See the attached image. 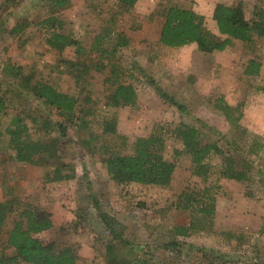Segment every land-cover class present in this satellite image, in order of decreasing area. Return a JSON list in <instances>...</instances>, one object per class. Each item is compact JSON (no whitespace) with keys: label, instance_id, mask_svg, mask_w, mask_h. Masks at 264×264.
<instances>
[{"label":"rangeland","instance_id":"1","mask_svg":"<svg viewBox=\"0 0 264 264\" xmlns=\"http://www.w3.org/2000/svg\"><path fill=\"white\" fill-rule=\"evenodd\" d=\"M226 1L243 2L246 15H257L260 25H264V0ZM42 2L57 10L52 0H0V97L7 107L0 124L4 140L0 188L5 200L18 201L14 203L17 209L28 204L40 208L37 203L41 199L49 202L47 186L35 185L29 191L33 202L26 199L24 192H13L19 188L10 178L7 160L16 157L11 140L20 132L23 138L45 147L35 155L38 161L56 163L59 168L76 164L80 169L78 184L54 188L62 192L60 203L70 217L58 223L51 212L54 225L40 234L57 249L71 248L77 255V264H111L113 259L264 264L263 224L257 230L261 236L257 235L255 241L245 234L236 245L231 244L233 235L214 230L218 212L226 217L241 212L264 215V134L252 135L246 129L242 132L240 125L245 115L250 122L264 123V84L245 73L252 57L264 61V38L234 41L222 51L211 52L201 51L196 43L181 47L162 45L158 34L167 9L172 4L189 7L198 0H138L132 13H119L118 0H65L61 4L64 6H59L65 8L59 14L61 26L37 22L43 13ZM68 5L71 6L67 8ZM16 24L21 34L10 37V29ZM206 25L218 39L224 38L210 16ZM107 28L111 35L100 40L101 48L115 50L121 34L131 42L101 57L91 47ZM45 29L66 32L70 39L81 42L87 50L79 56L81 60L92 59L95 64L101 58L107 64L106 69H91L78 81L66 74L70 78L66 83L68 93L77 96L79 105L75 110L76 126L69 136L58 141L48 140L49 135L43 130L46 119H61L57 112L35 96L26 77H2L4 64L8 67L12 63L9 51L30 52L31 42L25 44L30 37L42 40L39 51L45 52ZM64 55L67 61L78 58L73 45ZM54 58L50 54V62ZM114 72L120 83L136 89L135 105L115 103L112 95L117 84L111 83ZM176 90L182 92L176 95ZM180 123L197 127L203 143L220 148V153L213 151L205 159L207 173L193 165L192 154L176 137L175 128ZM153 133L167 139L166 155L176 162L171 184L118 183L112 179L105 159L133 153L136 139ZM227 157L233 159L237 169L247 172L244 184H235L223 175ZM106 178L107 187L103 183ZM102 212L111 219V236L100 216ZM13 219L14 216L9 218L0 229V248L6 257L14 252L7 245ZM217 245L219 253L214 250Z\"/></svg>","mask_w":264,"mask_h":264},{"label":"trees","instance_id":"2","mask_svg":"<svg viewBox=\"0 0 264 264\" xmlns=\"http://www.w3.org/2000/svg\"><path fill=\"white\" fill-rule=\"evenodd\" d=\"M55 6L61 5L65 0H52ZM138 0H118L117 6L119 13H132ZM213 19L216 21L218 30L224 38L221 40L207 28L206 18L203 14L181 6H170L167 9L165 19L160 30V42L171 47L184 46L196 43L203 52L213 50L222 51L231 46L235 40L245 42L253 41L257 36L264 37V25H260L257 15L248 17L243 2L235 5L217 3L214 9ZM45 23L54 26L62 25V22L55 17H49ZM22 29V27H20ZM110 28L103 30L93 42L91 49L103 55L113 54L119 51V48L126 46L129 42L123 34L118 37L115 50L109 52L99 46L101 39L110 34ZM50 43L73 45L78 58L68 60V71L78 81L84 74L95 70H104L107 64L101 61V58L94 64L92 59L81 60L79 56L86 52L85 46L78 40L70 39L68 36L60 34L56 29L52 32ZM260 64L252 60L246 70V74L257 75ZM112 84H117L112 95L115 103L121 106H133L138 99L136 89L129 84L119 82L118 75L114 72L111 78ZM33 92L42 102L57 112L61 117L59 121L46 119L43 122V130L49 135L47 138L51 141H58L61 138L69 136L71 128L76 126L75 110L78 98L69 93L58 91L53 85L39 82L34 85ZM7 110L6 102L0 97V124L1 118ZM1 127V126H0ZM176 137L182 140L184 147L192 154L193 165L199 167L204 173H207L205 159L211 152L220 153L221 150L216 144L203 143L199 137L197 127L180 123L175 128ZM3 132L0 128V153L3 150ZM17 137L11 140L16 149L18 160H29L45 149L40 143L23 138L20 132ZM167 139L158 133L149 136H139L135 142V150L130 154H120L109 156L105 159L108 173L118 183L137 182L142 184H157L168 186L171 184L176 162L166 155ZM54 154V153H52ZM226 165L223 175L229 179L238 181L247 179V172L243 169H237L232 158H225ZM248 166V165H247ZM249 167V166H248ZM251 167V165H250ZM11 200L0 201V229L4 228L9 218L14 216L12 228L7 233V245L14 248L11 256H5L0 248V264L11 262H28L30 264H77V255L71 248L57 249L53 242H49L40 237V234L49 230L54 225L53 214L45 209L34 205H26L17 209ZM106 226H108V235L114 232L109 216L102 212L100 214ZM109 253V251H108ZM223 264L221 260L210 262L208 264ZM111 264H180L178 262H153L144 259H136L132 262H116Z\"/></svg>","mask_w":264,"mask_h":264},{"label":"crops","instance_id":"3","mask_svg":"<svg viewBox=\"0 0 264 264\" xmlns=\"http://www.w3.org/2000/svg\"><path fill=\"white\" fill-rule=\"evenodd\" d=\"M198 1L199 3L189 6V7H185V8H189V9L195 10L203 14L206 19L209 16L213 18L214 9L217 3H225L228 5H235L239 3L237 1L236 3L235 2L230 3L226 0H198ZM40 5H41V8L43 9V13L41 14L40 18L38 16L37 22L41 21L40 24L45 25L47 24L45 23V21L51 16L55 17L57 20L62 22L61 18L59 17V14L61 11L65 10V8L56 7L55 9L57 10L55 11L54 9L50 8L47 4H44V2H42ZM70 6L68 5L67 8H69ZM171 6H176V4H172ZM178 6H181V5H178ZM2 24L0 23V27ZM217 29H218V26H217ZM45 30L44 31L46 33L44 31L42 32V36H43L42 38L44 39V45L46 47L45 52H50V53H45L42 50L39 51V45H42L43 41L38 40L35 36L32 35L33 37L32 38L30 37L25 42V44L28 42H31L30 44L31 53L27 52L26 54H24L22 51H17L16 53L9 51L8 56L10 57L12 63L9 64L8 67L6 66V64H4L6 68L2 70V77L3 79H6L7 76L15 77V76L20 75V76H24L27 78L26 82L27 84L30 83V85H33L31 86L32 88L34 87L35 84L42 82V83L53 85L58 91L68 93L66 83H69L68 79L70 78L66 74H68L69 76H72L73 79L77 81L76 78L68 71L67 57H65L64 55L68 46L70 45L68 44L60 45V42H57V44L52 45L49 41L51 39L52 32H50L48 29H45ZM58 32L64 36L69 37V35L66 32H63V31H58ZM18 34H21V33H19V26L18 24H16L15 26L11 27L9 36L10 37L15 36L16 38H18L17 36ZM159 39H160V32L158 34V40ZM129 41L131 42V40ZM235 41H240V40H235ZM242 42H245V41H242ZM194 43H191V44H194ZM129 44L130 43L128 42L126 46H128ZM50 54L55 55L53 63L50 62L49 60ZM252 60L260 64L259 73L257 75L255 74L254 75L247 74V75L251 78H256L252 80H257L258 82L260 81L261 83L264 84V61H260L259 58L252 57L249 63ZM249 63L246 65L245 73H246ZM175 92L177 95V93L182 92V91L176 90ZM187 93L189 95L190 90H188ZM78 105H79V101L77 102V106ZM248 106L249 104L247 103V107ZM246 117L247 116L245 115L241 117V120H240L242 132L243 131L245 132V129H246V131L250 132V134L252 135L253 134L263 135L264 134V123L262 125L261 122L259 123L250 122V120ZM2 151L4 152V150ZM14 158L15 159L7 160L8 162L7 171L10 173V178L13 179V182L16 183L17 187L19 188L13 192H15V194L24 192V196L26 197V199L28 201L33 202L34 201L33 195L29 191L33 190L35 185L37 187L39 185L47 186L48 193L46 194L49 196L48 197L49 202H46L45 200L41 199L39 200L40 203H37V205L40 208H43L49 212H53L55 214L54 218L57 219L58 223L61 222L62 220L64 221V218L70 217L69 216L71 215L70 212L64 207V204L60 203V199L62 198L60 197V194L62 192H59L58 189H54V188L66 187V186H72L73 184L74 185L78 184L77 182L80 180V175H81L79 167L76 164H73V165H67L64 167L61 166L59 168L56 165V163L49 165L47 163H42L33 157L29 160H23V161L18 160L17 157H14ZM233 180L235 184H244L246 182V180H242V181H238L235 179ZM107 182H109V179L106 178L105 181L103 180V183L106 187H107ZM109 185L110 184L108 183V186ZM2 192L3 191L0 188V201L5 200ZM42 197H43V192H42ZM64 197L66 199L67 196L65 195ZM52 199L53 201H51ZM216 220L218 224H217V227L214 228V230H216L218 233L227 232V233H230V235H233L234 239L231 240V244L234 243L235 245L238 244L239 242H242L243 236L245 234H247V236L250 238V241L251 240L255 241L257 235L261 236L260 233H257V230L259 229V225L260 224L264 225V215L263 217L259 215L256 216V215H253V213L243 214L241 212V213H235L234 217H232V215H230V217H226V215H224L222 212L220 213V215L218 212V216ZM257 225H258V228H257ZM262 237L264 239V232L262 233ZM221 244L223 245V243ZM217 246H218V249H216V247L215 249L214 248L213 249L215 250L216 253H219L220 246L219 245ZM221 252H224V251L221 250Z\"/></svg>","mask_w":264,"mask_h":264}]
</instances>
